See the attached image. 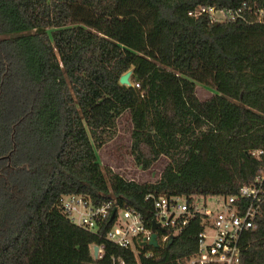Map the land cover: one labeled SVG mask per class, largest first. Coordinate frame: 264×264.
<instances>
[{"label": "trees", "instance_id": "16d2710c", "mask_svg": "<svg viewBox=\"0 0 264 264\" xmlns=\"http://www.w3.org/2000/svg\"><path fill=\"white\" fill-rule=\"evenodd\" d=\"M243 1L264 5L0 0V264H179L195 252L197 220L146 258L104 238L108 217L97 231L76 224L60 197L147 217L156 195L236 194L264 165V22L188 14ZM127 70L130 83H120ZM195 81L217 93L200 99ZM126 110L134 163L168 158L153 181L97 159ZM102 242L96 258L91 245ZM242 243L241 264H264V205Z\"/></svg>", "mask_w": 264, "mask_h": 264}, {"label": "built area", "instance_id": "2783aa9c", "mask_svg": "<svg viewBox=\"0 0 264 264\" xmlns=\"http://www.w3.org/2000/svg\"><path fill=\"white\" fill-rule=\"evenodd\" d=\"M188 14H205L213 22L226 19L264 22V5L250 6L245 1L235 7L199 5ZM261 152L252 150L256 155ZM60 202L72 221L90 231H97L108 217L112 222L104 238L146 258L168 246L170 237L174 238L190 221L197 220L201 228L197 233L196 250L179 264H241L243 235L257 227L263 211L264 165L239 185L236 194L156 195L147 217L131 205L114 206L110 200L93 204L80 194H62ZM153 233L156 245L150 242ZM94 245H97L94 257L100 258L104 243L92 244V251ZM110 264H124V261L112 256Z\"/></svg>", "mask_w": 264, "mask_h": 264}, {"label": "rangeland", "instance_id": "374dc122", "mask_svg": "<svg viewBox=\"0 0 264 264\" xmlns=\"http://www.w3.org/2000/svg\"><path fill=\"white\" fill-rule=\"evenodd\" d=\"M195 88L200 99H207L212 94L217 93L213 87L197 81H195ZM131 128L130 113L126 110L117 117L113 136L96 149L97 159L103 170L109 167L129 179L153 181L159 177L168 158L160 156L146 169L137 166L130 152Z\"/></svg>", "mask_w": 264, "mask_h": 264}, {"label": "water", "instance_id": "95a60500", "mask_svg": "<svg viewBox=\"0 0 264 264\" xmlns=\"http://www.w3.org/2000/svg\"><path fill=\"white\" fill-rule=\"evenodd\" d=\"M131 73V70H127L126 72H124L120 78H119V82L120 83H124V84H129V75ZM115 207L113 208L111 215L114 213ZM154 224V223H153ZM173 237H170L168 240V245L172 242ZM150 242L154 245H156V238H155V233L152 234V238L150 240ZM97 253V245L93 246V254L95 255Z\"/></svg>", "mask_w": 264, "mask_h": 264}]
</instances>
